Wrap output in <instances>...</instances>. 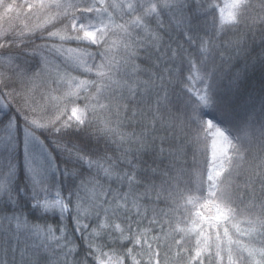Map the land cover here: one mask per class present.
<instances>
[{"label": "snow or ice", "instance_id": "1", "mask_svg": "<svg viewBox=\"0 0 264 264\" xmlns=\"http://www.w3.org/2000/svg\"><path fill=\"white\" fill-rule=\"evenodd\" d=\"M23 7L37 23L0 29V264H264V0ZM192 191L214 215L185 217Z\"/></svg>", "mask_w": 264, "mask_h": 264}, {"label": "trees", "instance_id": "2", "mask_svg": "<svg viewBox=\"0 0 264 264\" xmlns=\"http://www.w3.org/2000/svg\"><path fill=\"white\" fill-rule=\"evenodd\" d=\"M8 2H12V0H8ZM26 1L23 0H15V3L20 5L21 7L18 8L15 12L9 13L5 15L3 13V10L0 9V29H8L10 26L12 28H15L17 31H19L20 28L24 26L26 23L35 24L37 23V19L35 16H28L27 15V9L23 7ZM28 2H35V0H28ZM216 3L221 6L223 3V0H216ZM218 13V9H217ZM57 73H54V75H50L52 78H55ZM50 83V80H49ZM43 90V89H42ZM197 153V161L202 171H204L205 174V181H206V175L207 171L211 168V137L209 136L207 140V144L205 146L204 143H201L196 148ZM207 188V183H205V189ZM186 196L191 195L193 202L188 204L185 203V201H181V211L185 214V217H187L188 214H191L192 216H195L197 212H203L205 214L211 213L215 214L214 209L209 208L206 206L208 204V198H207V192L203 195L200 194L198 191H192L190 194L185 193ZM241 227H246V225L242 224ZM236 238V237H234ZM241 241L244 243H248L247 237H240Z\"/></svg>", "mask_w": 264, "mask_h": 264}, {"label": "rangeland", "instance_id": "3", "mask_svg": "<svg viewBox=\"0 0 264 264\" xmlns=\"http://www.w3.org/2000/svg\"><path fill=\"white\" fill-rule=\"evenodd\" d=\"M23 1H26V0H23ZM227 2H228V0H223V3H222V5L220 7H223L224 4L227 3ZM218 12H219V9H218ZM57 63L58 62L54 60L53 64L49 68V74L52 75V76L54 75V73H57V68H56V64ZM212 164H213V161H212V140H211V167H212Z\"/></svg>", "mask_w": 264, "mask_h": 264}]
</instances>
